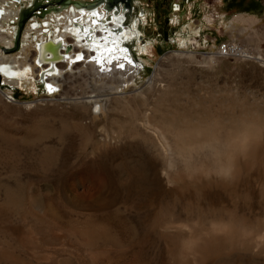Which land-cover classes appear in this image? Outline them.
Segmentation results:
<instances>
[{"label": "rangeland", "instance_id": "rangeland-1", "mask_svg": "<svg viewBox=\"0 0 264 264\" xmlns=\"http://www.w3.org/2000/svg\"><path fill=\"white\" fill-rule=\"evenodd\" d=\"M27 1L6 4L12 12L0 20V35L4 36L0 49L14 38L10 19H15ZM224 6L217 0H202L197 11L188 6L170 41L156 37L151 24L146 35L148 42H153L149 51H135L136 64L144 65L135 80L130 78L126 83L101 79L87 58L76 68L62 66V74L52 79L55 88L47 90L39 82L44 66L34 62L36 41L45 36L44 31L31 29L29 23L25 29L29 36L22 41L25 49L0 55V63L15 62L23 70L31 67L30 76L6 82L0 91V264H77L80 260L81 264H214L211 258L197 263L169 259L157 220L173 208L183 212L189 203L199 212L230 207L226 195L220 194V199L201 191L194 197L191 191H184L179 196L177 190L161 187L145 170L129 171V176L119 164L123 161L126 166L130 161L126 157L130 147L115 144L111 137L128 128L122 119L133 113L132 102L126 101L129 93L146 83L162 56L178 50L194 51L195 56L167 59L163 82L171 83V98L176 97L172 88L183 78L191 90L203 82L213 88L212 92L221 86L239 101L253 94L263 102L264 59L255 56L264 58V19L253 16L257 22L251 23L248 15H226ZM151 17L153 20L152 12ZM226 39L240 42L254 57H214L210 52ZM88 78L97 89L110 83L120 87L116 89L125 92L124 100H115L110 106L103 100L99 108L96 98L82 97L90 94ZM32 82L37 83L36 88ZM2 90L12 93L15 100L8 101ZM110 141L113 143L107 144ZM71 183L78 187L86 205L71 202ZM239 200V208L252 218L263 215L264 198L242 192ZM174 223L184 228L199 225L196 220L183 218Z\"/></svg>", "mask_w": 264, "mask_h": 264}, {"label": "bare ground", "instance_id": "bare-ground-1", "mask_svg": "<svg viewBox=\"0 0 264 264\" xmlns=\"http://www.w3.org/2000/svg\"><path fill=\"white\" fill-rule=\"evenodd\" d=\"M4 1L6 2H0V6L5 5L3 7H5L8 16L11 10L6 4L9 2H7L8 0ZM75 12L72 6L70 12L68 11V18L59 20L66 24L63 30L57 29L54 33L50 32L49 34L46 33L50 30L49 28L44 31L45 36L41 40L47 39L48 35L51 37L55 35L61 36L67 45L68 41H75V45L72 49L70 48L67 57L64 56L56 63V72L48 74L49 78L45 80L48 81L47 85L52 86V79L62 74V66L73 65V68H76L79 65L78 61L81 60H78V57L74 58L75 54L83 52L84 49L88 54L90 52V55L84 56L83 60L90 59L91 68L96 74H99L101 79L109 77L118 83H126L130 78L135 80L144 64L127 62L124 52L126 48H121V43L123 38L127 39L130 36L137 38L138 29L129 28L131 30L125 31L122 36L113 37L117 47L109 48L107 45H111V42L114 43L109 41L110 38L107 36L104 39L107 44L102 45L100 40L94 36L93 40L91 38L92 42L90 40L87 42L88 31L94 33L98 28L104 27V22H99V20L97 22L96 19H99L101 14L84 10L80 13ZM243 17V15L240 16V18ZM121 19L124 18L121 17ZM247 19L251 20V23L257 22L253 16ZM47 25H49V21ZM82 25H85V29L88 30L86 33H80ZM113 27L115 28V25ZM26 33L27 31L24 32V39L29 36V33ZM0 38L3 39L4 36L0 35ZM12 43V41L6 42V46H11ZM37 43L38 41H36V45ZM151 44L150 42L145 43L142 50L148 52ZM97 45L100 46L99 49H97ZM24 49L25 45L21 47L20 51ZM47 50V54L55 51L54 48ZM3 52L5 53L4 48L0 49V55ZM186 54L191 57L195 56V52L191 50L166 53L158 61L154 72L145 81L146 83L129 93L126 101L129 104L132 102L133 109L131 111L133 113H129L127 118L122 116V121L128 124V128L118 130L111 137L115 144L130 147L128 155L126 154L130 161L126 166L123 161H120L119 165L122 164L121 168L125 172L127 171L126 173L145 170L146 174L152 175L161 187L168 190L175 189L179 192V196H182L184 191H191L194 197L200 195L201 191L211 192L215 198L226 195L225 201L230 204V207L227 205H223L221 208L209 207L206 211L199 212L193 209L194 206L192 207L191 203H187V208L183 212L179 213L177 209L173 208L172 211H168L164 217L157 220L159 233L167 242L169 259L197 263L211 258L214 264H243L242 262L245 261L264 264V207L263 215L257 218H252L239 208V198L242 192L258 197L260 200L264 198V99L262 102L252 94V98L245 95L246 97L239 101L231 96L226 87L220 86L215 92H212L213 88L203 82L196 84V87L194 86L195 88L191 90L190 83L183 78L178 82L176 88H172L176 97L171 98L169 96L171 83L163 82L165 70L166 72L168 70L165 67L167 59L180 60ZM37 55L36 48L35 58ZM77 56L79 55L77 54ZM255 58L264 59L261 54ZM75 62L76 64H74ZM95 63L98 65L95 66ZM0 64V70L7 75L5 80L8 83L12 82L14 78H20L22 81L31 75L30 66L23 70V66L17 67L18 64L15 62L7 61ZM44 64L48 66L50 62L46 61L40 64L46 68ZM91 82L90 78L86 80V85L90 87V91H88L90 94L82 97L88 100L96 98L95 104H99V108L103 100L106 101L107 106H110L115 100H124L125 92L117 90L120 87L110 83V85L97 89L98 87L94 88L95 84ZM32 87L36 88L37 83L32 82ZM114 89L118 92L114 93ZM92 92L96 94H91ZM166 95L168 97H164ZM139 96L142 100H138ZM101 97L105 98L101 99ZM113 141L107 142V144L111 145ZM77 188L74 183L70 184V193L74 197L71 202L76 206L86 202L82 195H79ZM182 218L186 221L196 220L199 225L194 228H184L174 223ZM77 264H81V260Z\"/></svg>", "mask_w": 264, "mask_h": 264}, {"label": "flooded vegetation", "instance_id": "flooded-vegetation-1", "mask_svg": "<svg viewBox=\"0 0 264 264\" xmlns=\"http://www.w3.org/2000/svg\"><path fill=\"white\" fill-rule=\"evenodd\" d=\"M24 1L25 0H21L20 2H17L15 0H8V2H16V3H22ZM201 1L202 0H28L26 5L21 6L19 8L15 19L13 18L10 19L13 22L11 25L13 26V29L15 30V35H14V38L12 39V42H13L12 45L11 46L5 45L3 46V48H14L17 35L21 31L20 47L18 50L14 51V53L19 52L22 47V41L24 39V32H25V29L28 23L31 29L40 28L41 31H45L46 28H49L50 30L46 32L47 34H49L50 32L54 33L57 29L63 30L66 24L64 22H60L59 20L63 18L67 19L69 15L68 11L70 12L73 6L74 12L76 11L75 13H80V12H83L84 10L90 13L98 12L101 14V17L99 19L98 18L96 19H97V22L98 20L99 22H104V27L102 29L98 28L93 33V32L86 30L85 25H82V27L80 28V33H86L88 31L87 32L88 34H86V37L88 38L87 42H89V40L90 42H92L91 38L93 40V36H94V38L100 40L99 42L102 45L107 44L104 40L107 36L108 38H110V40L109 39L108 40L113 41L114 43L112 44L111 42V45L109 44L107 46L109 48H113V47L115 48L116 41L115 39H113V37L115 38V37H118L119 35L122 36L125 33V31L127 30L129 31L131 29L133 30L137 28L139 31L137 38L133 36L128 37L127 38L128 40L123 38L122 43H121L122 44L121 48L122 47H124V49L126 48L125 50L124 49L123 50L125 52L127 62L132 61V62L137 63V60L135 58V51L136 49H140L142 53H144V50H142V47L145 45L146 42L149 41L148 39H146V35H147V30L151 24H153L156 37H159V39L163 41H170L171 33L173 32L176 25H179L180 19L186 13L187 7L189 6L190 8L192 6V11L193 10L197 11ZM217 2L224 3L225 5L224 14L227 15L228 13H236L237 11L243 9L246 5H248V2H263V1L262 0H217ZM151 12H152L153 20H151L152 19ZM22 13H23V17L26 19L21 27L20 23L23 20ZM6 16L7 14L4 15L5 18H7ZM44 17H48V19L47 20L42 19ZM78 17L76 18L78 19ZM121 17L124 19H121ZM48 21H49V25H47ZM57 22L62 23V24L60 25ZM108 22H110L111 24ZM112 25L113 26L115 25V28ZM104 30L105 31L107 30L106 31L107 33ZM3 31H6V29H3ZM58 37H61V36L52 35L51 37L48 35L47 39L45 40L52 38V40L55 41ZM62 40L64 41V39ZM39 41H42V40H39ZM74 42L68 41L69 46L66 44V42L65 43L63 42V48L60 50V52L68 55V51L70 50V48L74 47L75 45ZM156 43L158 42H155V44ZM36 48L38 50L37 45H36ZM49 48H54V50L56 51L55 47H49ZM99 48L100 46L97 45V49ZM55 51L52 53H55ZM93 52H95V50H93ZM5 53L7 55V52ZM38 54H39V51H38ZM77 54L81 56L78 57ZM85 55H88V52L86 49H84L83 52L82 51L76 52L74 58L78 57V60L82 61ZM36 58L34 59L35 64H37L38 66H41L40 64L36 62ZM81 61H78V62L80 63ZM74 64H76V62ZM49 66L50 64L46 66V68H48ZM46 68H42L40 70L39 82L43 85H46L47 90H51V89L53 90L55 88L53 83L50 89L47 85L48 81L47 82L45 81L49 78V75L47 74L48 76L46 75L44 80L41 76L42 71ZM1 73H2V80L5 85L6 84L5 78L7 77V75L4 74L3 72Z\"/></svg>", "mask_w": 264, "mask_h": 264}, {"label": "water", "instance_id": "water-1", "mask_svg": "<svg viewBox=\"0 0 264 264\" xmlns=\"http://www.w3.org/2000/svg\"><path fill=\"white\" fill-rule=\"evenodd\" d=\"M15 1L20 2L21 0H15ZM5 14H6V11H5L4 7L0 6V20L4 17ZM22 17H23V13H22ZM25 19L26 18L23 17V20L20 23L21 27H22ZM20 36H21V31L17 35L15 47L14 48H4V51L9 53V52H14V51L18 50L20 47ZM37 47H38L39 54L36 58V62L38 64H41V63L46 62V61L50 62V66L48 68L44 69L41 73V76L44 79L47 74H50L52 72H56V70H57L56 63L59 60H62L64 58V56H66V54H63L60 52V50L63 48V40L61 37H58L55 41H53L52 38H49L48 40L39 41L37 43ZM49 47H55L56 48L55 53L47 54V51H48L47 49ZM80 56L81 55H79L78 57H80ZM0 67H1V65H0ZM4 86L5 85L3 83L2 73L0 70V87L3 88Z\"/></svg>", "mask_w": 264, "mask_h": 264}, {"label": "built area", "instance_id": "built-area-1", "mask_svg": "<svg viewBox=\"0 0 264 264\" xmlns=\"http://www.w3.org/2000/svg\"><path fill=\"white\" fill-rule=\"evenodd\" d=\"M214 57H232L236 59H251L254 54L243 44L235 39H226L221 41L215 49L210 52ZM8 101L15 100L12 93H7L2 90Z\"/></svg>", "mask_w": 264, "mask_h": 264}, {"label": "crops", "instance_id": "crops-1", "mask_svg": "<svg viewBox=\"0 0 264 264\" xmlns=\"http://www.w3.org/2000/svg\"><path fill=\"white\" fill-rule=\"evenodd\" d=\"M263 2H248L243 9L237 11L235 14H244L248 16H254L260 18L261 20L264 19V0ZM234 22V19L231 20V23Z\"/></svg>", "mask_w": 264, "mask_h": 264}, {"label": "snow or ice", "instance_id": "snow-or-ice-1", "mask_svg": "<svg viewBox=\"0 0 264 264\" xmlns=\"http://www.w3.org/2000/svg\"><path fill=\"white\" fill-rule=\"evenodd\" d=\"M48 87L51 89V87H52V86H51V85H49Z\"/></svg>", "mask_w": 264, "mask_h": 264}]
</instances>
